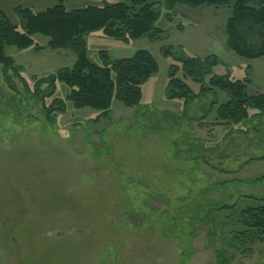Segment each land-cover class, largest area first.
I'll return each instance as SVG.
<instances>
[{
    "label": "rangeland",
    "instance_id": "1",
    "mask_svg": "<svg viewBox=\"0 0 264 264\" xmlns=\"http://www.w3.org/2000/svg\"><path fill=\"white\" fill-rule=\"evenodd\" d=\"M147 1L159 8L161 40L126 44L102 30L86 37L96 64L101 50L112 59L140 49L156 58L159 70L134 107L113 100L103 115L65 101L64 112L49 111L52 99H64L69 89L35 84L72 67L75 54L46 47L48 38L39 34L33 39L42 49L5 47L16 70L0 64V264H264V242L235 237L245 230L241 211L264 202V114L252 109L241 123L219 124L225 93L217 91L214 107L212 94L188 105L167 99L173 60L163 49L215 54L221 63L214 72L233 80L247 77L251 66V94L264 92V57L247 60L227 48L230 6L170 10L165 0ZM19 5L40 12L56 2L0 0L15 24ZM242 28L249 45L262 44L259 27Z\"/></svg>",
    "mask_w": 264,
    "mask_h": 264
},
{
    "label": "trees",
    "instance_id": "2",
    "mask_svg": "<svg viewBox=\"0 0 264 264\" xmlns=\"http://www.w3.org/2000/svg\"><path fill=\"white\" fill-rule=\"evenodd\" d=\"M54 1L55 6L40 12L21 5L14 7L19 24L13 23L0 8V64L3 68L16 70L13 58L5 53L7 45L19 50L32 46L42 49L44 46L36 44L33 36L43 35L48 38L46 47L70 51L76 56L72 67L62 68L55 75L41 78L35 84L49 83L55 87L54 84L59 82L69 89L64 99H52L47 106L49 111L64 112L65 101L71 102L77 109L91 108L103 115L110 112L113 100L129 107L139 105L143 86L159 70L156 58L145 49L135 51L130 57L117 59H112L106 50H101V64H96L88 57L86 37L102 30L104 35L126 44L144 37L161 40L164 32L156 27L160 15L157 4L147 0H120L68 10L65 0ZM176 4L192 8L230 6L232 11L225 29L227 48L247 60L264 57V0H165V6L170 10ZM248 23L259 27L263 33L262 44L258 47L247 43L248 35L242 27ZM178 49L174 51L173 46L163 49V56L173 60L164 91L167 99L183 100L188 105L201 96L212 94L215 99L211 107H214L218 103L217 91L225 93L228 99L219 103L216 109L219 124L241 123L250 117L252 109L264 114V92L250 93L253 82L251 66L247 67V77L233 80L229 74L214 72L221 63L217 55L198 57L188 55L182 47ZM185 80L198 84V91L193 90ZM239 219L245 230L235 234L237 239L264 242V202L243 209Z\"/></svg>",
    "mask_w": 264,
    "mask_h": 264
}]
</instances>
